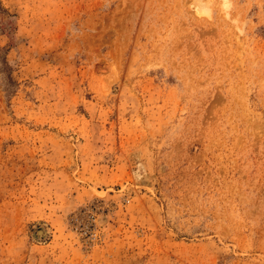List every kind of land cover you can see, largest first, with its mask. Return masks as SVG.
<instances>
[{
    "label": "rangeland",
    "instance_id": "1",
    "mask_svg": "<svg viewBox=\"0 0 264 264\" xmlns=\"http://www.w3.org/2000/svg\"><path fill=\"white\" fill-rule=\"evenodd\" d=\"M0 264H264V0H0Z\"/></svg>",
    "mask_w": 264,
    "mask_h": 264
}]
</instances>
